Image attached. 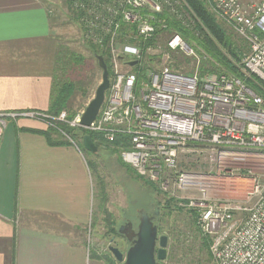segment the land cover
I'll use <instances>...</instances> for the list:
<instances>
[{
	"label": "built area",
	"instance_id": "1",
	"mask_svg": "<svg viewBox=\"0 0 264 264\" xmlns=\"http://www.w3.org/2000/svg\"><path fill=\"white\" fill-rule=\"evenodd\" d=\"M68 1L84 38L104 48L109 83L103 102L88 126L80 124L82 111L73 118L66 110L55 117L21 114L46 118L81 153L55 121L96 133L148 184L188 193L189 216L208 236L213 264H264L263 98L240 77L200 74V57L208 56L168 24L179 21L197 36L200 22L183 0ZM204 1L247 41L239 69L264 88V0ZM168 30L162 47L157 36ZM173 54L190 59L192 71L168 65ZM240 176L249 181L245 199L222 195L240 188Z\"/></svg>",
	"mask_w": 264,
	"mask_h": 264
},
{
	"label": "crops",
	"instance_id": "2",
	"mask_svg": "<svg viewBox=\"0 0 264 264\" xmlns=\"http://www.w3.org/2000/svg\"><path fill=\"white\" fill-rule=\"evenodd\" d=\"M57 33L38 0H0V111L48 109L53 79L40 55L55 49ZM24 128L46 127L9 119L0 137V264H90L81 237L92 176L83 153Z\"/></svg>",
	"mask_w": 264,
	"mask_h": 264
},
{
	"label": "rangeland",
	"instance_id": "3",
	"mask_svg": "<svg viewBox=\"0 0 264 264\" xmlns=\"http://www.w3.org/2000/svg\"><path fill=\"white\" fill-rule=\"evenodd\" d=\"M15 1L17 4H23L26 0ZM38 1L47 8L50 24L54 26L56 32H58L55 36L57 37L56 47L59 52L58 58L55 55V53H57L56 49L53 48L50 52L52 47L50 46L48 53V46L45 45L44 49L42 48L41 50L40 57L45 62H47L48 57L50 71L58 58V64L56 65H59V69L55 68L54 71L57 73L56 78L58 80H68L75 84L76 89L70 100L69 109V111L73 112L75 115L83 111L89 100L94 96L95 88L101 81L102 72L98 67L95 55H92V52L85 46L84 35L78 23L72 18V12L67 3L68 0ZM145 9H147V7H145ZM218 21L225 27L228 34L235 42L243 44V53L246 52L247 49H245V47L248 48V43L244 37L239 36L227 22L220 19H218ZM171 33L172 31L168 30L157 36L159 44L162 47L165 45ZM70 51H74L75 54H81L85 62L82 65L76 64L74 67L70 68H67V63L62 67L61 63L64 60H68L66 58L69 57V55L66 56L65 53ZM202 59L200 57V60ZM199 63L201 64V61H199ZM199 63L197 60L194 61V70ZM38 66H40V62ZM90 67L92 69H90ZM189 69H193V62L190 63ZM62 75L64 78H62ZM88 76H90L89 80L87 79ZM89 83L91 85H88ZM26 111L28 110L17 112L0 111V126L2 125L0 127V137L9 119L23 117L34 121L36 120L44 124L46 128L48 127L46 125V118L41 116L36 118L21 114ZM38 112L54 117L59 114V112L52 114L46 110ZM55 122L59 124V121ZM54 127L50 128L53 129ZM54 130L56 132L54 135L59 137V139H66L57 128H54ZM75 141L81 147L92 176V209L88 223L82 228V232L85 233H83L81 237L87 254L92 258L90 264H107V261H111L110 259L113 260L114 257L108 250V246L112 244L108 243L109 235H107V232L117 228L119 222L125 219L124 213L129 216V213H133L134 207H136L134 208L135 211L138 206H145L151 202L154 203V205H158L160 208L161 213L158 218L159 232L168 236V244L166 247L167 257L163 260L162 264H213L206 252L201 251L200 246H198L199 243L194 237L195 224L191 222L186 206V200L189 197L188 193L182 190L178 191L181 192L179 193L180 195L172 194V192H163L162 190L156 189L154 186H148L132 168L120 160L118 148L114 146L105 143L102 144L97 141L96 144L99 148L96 152H91L83 147L82 140L75 137ZM66 144L71 145L68 142ZM110 149L114 150L111 151ZM236 179L240 182V188L237 191L226 189L225 193H222V195L226 197H235L238 199L237 201L241 202L245 199L249 181L241 176ZM169 198H174L176 201L173 199V201H169ZM174 205H176V208ZM51 226L54 230H59L57 223H52ZM94 257L95 259H93Z\"/></svg>",
	"mask_w": 264,
	"mask_h": 264
},
{
	"label": "trees",
	"instance_id": "4",
	"mask_svg": "<svg viewBox=\"0 0 264 264\" xmlns=\"http://www.w3.org/2000/svg\"><path fill=\"white\" fill-rule=\"evenodd\" d=\"M192 10V12L196 15L199 20V24L197 26V36L194 35L191 29L185 28L179 21H175L174 19L169 20V28L180 33L184 39H194L197 46L201 51H203L208 58L201 60V64L199 66V72L201 75L205 73H217V72H225L232 74L236 77L242 78L245 83L251 87L258 95H260L264 100V88L260 86L259 81L256 80L255 77H244L241 70L239 69V65L241 64V56L243 54V44L240 42H235L232 37L228 34L225 27L218 21V19L211 13L205 3L204 0H183ZM68 7H71L70 1H67ZM72 8V7H71ZM70 8L72 12V18L74 21L78 23L81 28V32L84 35L83 26L80 25L78 20V14L75 10ZM166 16V15H164ZM167 17V16H166ZM169 19V18H168ZM82 24V23H81ZM125 27V25H123ZM159 31L156 32L155 36ZM155 36L152 39V42H155ZM85 46L92 52V55H101L107 63V59L105 57L104 48H100L99 46L87 41L85 39ZM57 53L55 55L59 58V52L57 47H55ZM245 49H248L245 47ZM77 53V52H76ZM66 56L69 55L68 60H64L61 65L64 67L67 63V68L74 67L76 64H83L84 57L74 51H70L65 53ZM54 57V54H53ZM58 58L55 65L51 68V76L53 79L52 88L50 92V105L46 110L49 113L56 114L61 110H66L68 113V118H73V112H70V100L72 95L75 92V84L68 80H58L57 73H55V68L59 69ZM171 60L168 62V65L173 67L174 69H187L189 68L190 59L183 57L180 54H173L170 58ZM90 69H92L90 67ZM192 71V69H189ZM61 77V75H60ZM62 78L64 76L62 75ZM90 76H88L89 80ZM58 80V81H57ZM88 85H91L90 83ZM85 88V87H83ZM82 89V88H81ZM59 128L65 131L69 136L76 137L77 139H81L83 135L88 134L91 136L92 140L96 144L97 141L100 142V137L98 134L84 130L83 128L69 127L67 124H58ZM25 130L41 133L45 136L47 142L49 144H66L68 141L57 139L53 140V135L55 132L54 128H50L48 126L45 129H36V128H24ZM69 143V142H68ZM97 145V144H96ZM98 147V145H97ZM99 148V147H98ZM113 151L114 149H110ZM126 166V165H125ZM145 181V180H144ZM145 183L153 187L151 184ZM157 189V188H156ZM176 201L174 198H169V201ZM169 203V202H168ZM176 208V205H174ZM191 222L195 224V220L193 217L189 216ZM112 230V229H111ZM194 237L196 241L199 243L201 251H205L207 256L211 259L208 247H209V238L208 236L202 235L201 232L198 231L196 227H194ZM109 233V232H107ZM195 241V240H194ZM111 261H107V264H121L116 261L114 258ZM212 261V260H211Z\"/></svg>",
	"mask_w": 264,
	"mask_h": 264
},
{
	"label": "water",
	"instance_id": "5",
	"mask_svg": "<svg viewBox=\"0 0 264 264\" xmlns=\"http://www.w3.org/2000/svg\"><path fill=\"white\" fill-rule=\"evenodd\" d=\"M95 57L102 72L101 81L95 88L94 96L89 100L80 115V124L83 126H88L96 117L109 83L107 65L103 57L101 55H96ZM82 145L88 151H97L96 144L88 134L82 136ZM133 235L135 238L124 254L118 247L108 246V250L114 259L122 262V264H161V261L166 258L168 238L164 234L160 235L158 237V248L155 249L157 228L144 210L141 212V220Z\"/></svg>",
	"mask_w": 264,
	"mask_h": 264
},
{
	"label": "flooded vegetation",
	"instance_id": "6",
	"mask_svg": "<svg viewBox=\"0 0 264 264\" xmlns=\"http://www.w3.org/2000/svg\"><path fill=\"white\" fill-rule=\"evenodd\" d=\"M134 208H133V213H129V216L126 215V213H124L125 219L119 222L116 229H112L109 233H107V235H109L108 243L118 247L123 254L129 248L132 240L135 238L133 233H135V231L137 230L139 221L141 220V212L143 210L148 214L151 221L154 223V225L157 228V239H156L155 249L158 248V237L162 235V233L159 232L160 230L158 226V218L161 213L158 205H154V203L151 202L150 204H146L145 206L142 205L138 206L137 210L135 211ZM167 244H168V240H167ZM166 257H167V251H166ZM162 262L163 261H161V264ZM119 263L122 264V262Z\"/></svg>",
	"mask_w": 264,
	"mask_h": 264
}]
</instances>
